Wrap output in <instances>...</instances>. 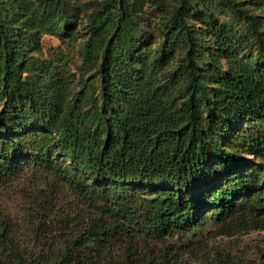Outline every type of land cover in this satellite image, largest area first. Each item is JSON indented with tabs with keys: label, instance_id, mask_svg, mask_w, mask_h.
<instances>
[{
	"label": "trees",
	"instance_id": "trees-1",
	"mask_svg": "<svg viewBox=\"0 0 264 264\" xmlns=\"http://www.w3.org/2000/svg\"><path fill=\"white\" fill-rule=\"evenodd\" d=\"M56 4L44 2L40 30L74 36ZM140 4L100 2L78 78L59 52L28 63L29 15L17 32L15 10L0 18V186L30 172L72 198L31 249L0 212V264H165L198 229L264 228V24L234 0H180L152 48ZM217 5L235 26L215 21ZM198 32L213 47L197 51ZM175 46L184 58L170 69Z\"/></svg>",
	"mask_w": 264,
	"mask_h": 264
},
{
	"label": "rangeland",
	"instance_id": "rangeland-1",
	"mask_svg": "<svg viewBox=\"0 0 264 264\" xmlns=\"http://www.w3.org/2000/svg\"><path fill=\"white\" fill-rule=\"evenodd\" d=\"M29 11L25 13L14 4L15 0H0V18L6 19L8 14L16 11L13 19L8 21L9 25L17 28L22 25V19L29 15V19H24L23 23L31 25L35 45L28 53L29 64L35 60H45L54 53H61L67 59L69 69L79 77V67L82 62V45L88 33V24L91 15L98 8L103 0H64L63 6L69 16L75 20V25L67 30L74 36L60 35L58 30L50 33L40 30L41 14L43 17L45 10L43 8L46 0H29ZM57 0H50V3L56 4ZM180 0H140L141 4L137 8V16L142 24V36L146 43L152 48L160 46L163 40L165 28L162 27L171 13L172 7L176 6ZM242 8L247 9L251 14L258 17V21L264 24V0H234ZM61 2V0H60ZM54 7V6H53ZM35 9L37 14L33 17L31 9ZM215 21L217 23H231L235 26L237 23L223 5L214 6ZM20 11V13H17ZM60 13V12H59ZM19 17V18H18ZM18 18V19H17ZM191 21V20H190ZM24 24V25H25ZM57 21L56 25L60 26ZM196 26L200 28V25ZM242 28H238L241 31ZM264 32V28H261ZM200 32V31H199ZM196 34V40L199 42L197 51L201 47L210 44L206 35ZM246 32H241L245 34ZM170 61V69H173L177 62L184 58L182 47L175 46ZM198 65L204 68L203 61L197 58ZM220 69L224 71V62L218 59ZM76 87H71L75 91ZM70 99L71 94H66ZM249 158H251L249 156ZM50 178L37 176L33 177L30 172L12 179L9 183L0 186V212L8 217L14 224V239L21 249L33 248L36 229L42 226L43 241L49 240L55 234H51L53 225L51 215L59 211H69V203L72 201L70 194L64 187L57 182H51ZM34 201L35 206H31ZM34 209V210H33ZM33 210L32 218L29 212ZM223 228L219 225H209L188 235L184 242L175 241L177 252L169 255L168 262L165 264H264V228L263 229H231ZM154 257L159 252L154 249Z\"/></svg>",
	"mask_w": 264,
	"mask_h": 264
}]
</instances>
